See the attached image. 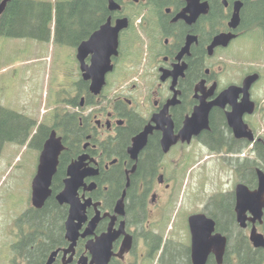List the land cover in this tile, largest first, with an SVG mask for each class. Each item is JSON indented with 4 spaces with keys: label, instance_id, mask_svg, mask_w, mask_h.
Listing matches in <instances>:
<instances>
[{
    "label": "flooded vegetation",
    "instance_id": "flooded-vegetation-1",
    "mask_svg": "<svg viewBox=\"0 0 264 264\" xmlns=\"http://www.w3.org/2000/svg\"><path fill=\"white\" fill-rule=\"evenodd\" d=\"M114 1L116 10L105 0V13L88 15L84 25H76L70 32L77 58L79 46L102 27L109 23L116 28L126 21L118 35V54L111 56L112 69L99 94L92 92L94 79L88 74L94 54L105 47L99 43L88 51L84 61L88 77L77 58L78 73L67 97L68 110L53 125L64 149L49 199L54 196L63 212V229L59 231L55 225L48 235L37 228L35 246L45 249L41 264H47L55 252L52 264H79L83 258L90 264L87 245L98 238L104 243L112 240L109 264H148L150 260L192 264L191 233L184 254H177L163 231V221L175 202L179 169L201 160L203 150L219 156L225 153L223 157L232 161L239 183L245 184L235 163L258 159L264 164L258 157L264 151V0ZM75 33L79 39H72ZM209 108L206 128L205 111ZM197 109L201 114L192 122ZM234 124L246 136L239 133L241 137H237ZM139 138L141 147L132 153ZM44 143L38 146L41 152ZM77 162L80 172L87 173L77 190L81 205L86 206L85 219L75 251L66 253L72 244L66 237L71 205H61L56 197L66 189L69 167ZM258 169L264 172L261 166L256 167V184L253 188L247 185L251 190L258 187ZM220 195L228 198L223 202L226 206L218 197H210L189 219L204 214L216 222L214 214L222 206L234 212L239 226L235 190ZM195 201H200L198 194ZM46 203L37 209L31 197L30 209L42 210ZM60 210L54 211L56 217ZM25 213L16 221L14 257V246L28 234V225L17 224ZM247 214L252 217L250 211ZM254 226L264 235V214L262 221L239 228L251 233ZM218 232L216 222L214 234ZM250 233L245 234L246 240H233L222 233L228 239L223 264L247 263L257 251L259 264H264V247L256 248ZM240 245L246 250L240 252ZM157 252L158 258L153 260ZM19 262L27 264L25 259ZM210 262L219 264L214 253L209 254L207 264Z\"/></svg>",
    "mask_w": 264,
    "mask_h": 264
},
{
    "label": "rangeland",
    "instance_id": "rangeland-1",
    "mask_svg": "<svg viewBox=\"0 0 264 264\" xmlns=\"http://www.w3.org/2000/svg\"><path fill=\"white\" fill-rule=\"evenodd\" d=\"M35 1L55 5L65 0ZM68 37L70 32L61 35L62 41L55 38V23L48 41L0 35V107L35 123L25 144L5 142L0 153V264H13L16 221L32 208L41 150L31 142L40 125L52 127L68 110L67 97L78 73L75 47L65 43ZM74 38L79 39L78 34L72 35ZM223 155L203 150L202 161H192L178 171L175 202L163 221L164 235L177 254H184L189 245L188 219L192 211L199 210L210 197L233 192L240 182L232 161ZM196 194L200 201L193 203ZM244 233L248 236L250 231ZM164 262L168 263L167 258ZM148 264L162 263L150 260Z\"/></svg>",
    "mask_w": 264,
    "mask_h": 264
},
{
    "label": "water",
    "instance_id": "water-1",
    "mask_svg": "<svg viewBox=\"0 0 264 264\" xmlns=\"http://www.w3.org/2000/svg\"><path fill=\"white\" fill-rule=\"evenodd\" d=\"M12 0H3L0 6V17L3 14L7 4ZM110 9L116 10L118 8L114 0H109ZM126 27V21H120L116 28H111L109 23L102 29L96 32L92 39L88 42H83L78 48L77 58L81 64V71L85 77L84 61L89 50H93L99 43L103 45L105 49L101 52L94 54L93 63L89 70V77L94 79V83L91 90L94 94H99L105 84V76L108 71L112 69L111 56L118 54V35L119 32ZM209 109L205 111V126L208 128V113ZM201 114L200 110H196L193 115L192 122L196 121ZM232 125V121L230 120ZM192 123L190 126H193ZM245 126V125H242ZM234 129L237 137H241L240 126L234 124ZM246 126L243 127L245 130ZM147 132L143 133V144L147 137ZM183 136L185 133L182 134ZM191 133L188 137H191ZM248 135V134H247ZM253 140V137L250 136ZM140 138L135 141L132 153L138 151L141 147L138 145ZM174 143V142H173ZM64 149L62 138L58 136L57 131L53 130L49 138L44 143L38 171L33 181L32 189V203L37 209H41L49 197L52 195V181L53 177L57 173L59 165V157ZM80 162L74 163L69 167V175L71 178L66 180V189L61 192L56 198L58 202L71 205L70 216L66 222L67 235L66 237L72 243L70 249L66 253H73L75 251V245L79 237V229L82 221L85 219V205L82 206L80 200L77 197V190L83 184V180L87 173H81L79 166ZM258 175V187L255 190H251L246 184L239 183L235 189L237 205L236 214L237 222L243 229L248 227V222L256 223V221H262L264 214V172L260 169L257 170ZM89 204V202H88ZM250 211L252 217L250 218L247 212ZM117 212L121 213V209L117 208ZM98 219H96L90 225V233H93ZM190 233H191V257L192 264H207V260L210 253H214L217 257L219 264H223L224 254L226 251L228 239L222 233L218 232L214 234L216 230V222L204 214L194 215L189 219ZM250 240L256 248L264 247V235L257 231L256 226L253 227L250 233ZM111 243L112 240L108 239L107 243H104L102 238H98L96 242H91L87 245V249L92 255L90 264H109L111 256ZM129 249V246H127ZM57 252L53 253L47 264H52L57 256ZM87 259L83 258L79 261V264H86Z\"/></svg>",
    "mask_w": 264,
    "mask_h": 264
},
{
    "label": "trees",
    "instance_id": "trees-1",
    "mask_svg": "<svg viewBox=\"0 0 264 264\" xmlns=\"http://www.w3.org/2000/svg\"><path fill=\"white\" fill-rule=\"evenodd\" d=\"M2 2L3 0H0V6ZM104 5L105 0H65L55 5L44 1L12 0L7 4L0 17V35L48 41L52 36V27L55 23V38L62 41L61 35L72 32L73 27L76 25H84L85 18L88 15L105 13ZM99 8L101 9L100 12L98 11ZM65 43L70 44V37ZM18 119H21L23 123H20ZM33 127H35L34 120L0 107V153L5 142L25 144L33 133ZM54 129H57V127L40 125L31 144L41 147ZM258 157L264 162V151H260ZM235 166L243 182L250 188H253L256 184L253 178L256 167L261 166L264 168V164H259L258 159L249 160L246 164L235 163ZM244 168H248L246 171L249 174L243 171ZM224 196H218L223 205H225L223 202L228 200V198H222ZM57 210L60 209L54 201V196H52L42 210L30 209L18 220V225L26 224L29 228L26 239L14 246L16 257L12 262L13 264H21L19 260L22 259H25L27 264L42 263L45 249L35 246L36 229L38 228L44 234L51 235L55 225H57L59 231H61L63 229V212L60 210L58 217H56L54 211ZM214 218L219 232L233 240L247 239L244 231L236 223L234 212L230 211L228 207L221 206L219 212L214 214ZM239 249L240 252L245 251L246 247L240 245ZM258 254L259 251H257ZM257 255L251 253L249 261L247 263L241 261L240 264H259V256Z\"/></svg>",
    "mask_w": 264,
    "mask_h": 264
}]
</instances>
